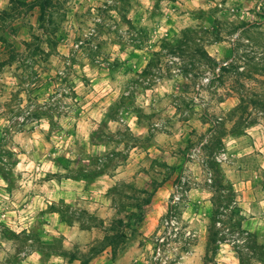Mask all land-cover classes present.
I'll use <instances>...</instances> for the list:
<instances>
[{
	"label": "rangeland",
	"instance_id": "obj_1",
	"mask_svg": "<svg viewBox=\"0 0 264 264\" xmlns=\"http://www.w3.org/2000/svg\"><path fill=\"white\" fill-rule=\"evenodd\" d=\"M0 264H264V0H0Z\"/></svg>",
	"mask_w": 264,
	"mask_h": 264
},
{
	"label": "built area",
	"instance_id": "obj_2",
	"mask_svg": "<svg viewBox=\"0 0 264 264\" xmlns=\"http://www.w3.org/2000/svg\"><path fill=\"white\" fill-rule=\"evenodd\" d=\"M174 223H175V221L172 220V218H170L169 220H166V224H174Z\"/></svg>",
	"mask_w": 264,
	"mask_h": 264
}]
</instances>
